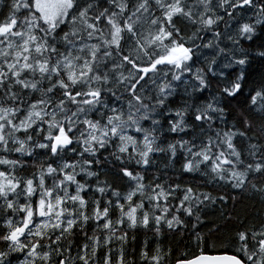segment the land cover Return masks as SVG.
<instances>
[{
  "label": "snow or ice",
  "instance_id": "snow-or-ice-1",
  "mask_svg": "<svg viewBox=\"0 0 264 264\" xmlns=\"http://www.w3.org/2000/svg\"><path fill=\"white\" fill-rule=\"evenodd\" d=\"M0 264H264V0H0Z\"/></svg>",
  "mask_w": 264,
  "mask_h": 264
}]
</instances>
